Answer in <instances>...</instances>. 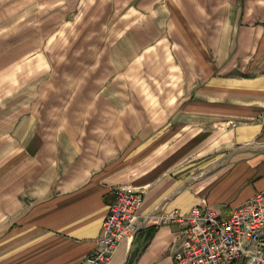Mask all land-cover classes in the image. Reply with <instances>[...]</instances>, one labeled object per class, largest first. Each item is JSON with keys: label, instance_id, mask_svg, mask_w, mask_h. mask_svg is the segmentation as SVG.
I'll use <instances>...</instances> for the list:
<instances>
[{"label": "crops", "instance_id": "1", "mask_svg": "<svg viewBox=\"0 0 264 264\" xmlns=\"http://www.w3.org/2000/svg\"><path fill=\"white\" fill-rule=\"evenodd\" d=\"M11 1L0 0L5 38L10 22L21 34L60 6L69 24L103 2L108 34H130L125 50L143 51L139 64L159 68L151 77L162 85L102 94L49 130L33 124L4 139L15 150L0 157L1 264H79L120 184L143 188L144 224L103 264H173L183 226L162 212L203 204L226 215L264 189V0ZM151 49L161 55L149 66ZM106 98L121 102L105 108Z\"/></svg>", "mask_w": 264, "mask_h": 264}, {"label": "rangeland", "instance_id": "2", "mask_svg": "<svg viewBox=\"0 0 264 264\" xmlns=\"http://www.w3.org/2000/svg\"><path fill=\"white\" fill-rule=\"evenodd\" d=\"M105 5L95 3L83 17L69 14V24L64 21L66 9L57 6L50 16L44 17L40 11L41 17L34 23L31 20L23 33H12L16 25L10 22V34L6 38L0 35V94H9L0 100V157L15 150L2 144L7 137L16 136L18 127L26 130L35 124L38 130H49L66 119V109L96 108L103 102L102 94H117L118 98L120 94H151V90L161 89L162 84L151 77L159 68L144 70L138 61L139 56L143 60V51L125 50L129 40L135 39L126 34L113 40L108 34L111 14L106 12L107 7L104 10ZM29 14L28 20L34 16L32 11ZM146 21L141 19L139 23ZM67 27L69 32H65ZM147 53L151 56L149 66L152 60L159 63L160 50ZM130 72L134 73L131 80ZM104 102L108 108L121 101L106 98Z\"/></svg>", "mask_w": 264, "mask_h": 264}, {"label": "built area", "instance_id": "3", "mask_svg": "<svg viewBox=\"0 0 264 264\" xmlns=\"http://www.w3.org/2000/svg\"><path fill=\"white\" fill-rule=\"evenodd\" d=\"M112 190L96 244L79 264H103L122 239H133L144 224L137 212L143 188L120 184ZM160 217L183 226L173 264H264V189L226 215L197 204L186 213L172 208Z\"/></svg>", "mask_w": 264, "mask_h": 264}]
</instances>
